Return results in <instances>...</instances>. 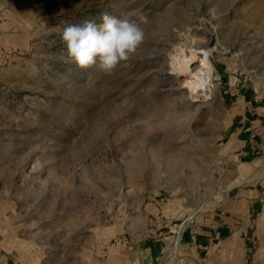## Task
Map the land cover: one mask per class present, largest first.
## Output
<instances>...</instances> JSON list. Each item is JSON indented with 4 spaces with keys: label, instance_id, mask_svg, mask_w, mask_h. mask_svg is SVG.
I'll use <instances>...</instances> for the list:
<instances>
[{
    "label": "rangeland",
    "instance_id": "1",
    "mask_svg": "<svg viewBox=\"0 0 264 264\" xmlns=\"http://www.w3.org/2000/svg\"><path fill=\"white\" fill-rule=\"evenodd\" d=\"M105 13L147 17L110 74L79 68L62 41ZM205 52L210 75L190 87ZM254 96L264 0H0V218L48 264L169 235L230 180Z\"/></svg>",
    "mask_w": 264,
    "mask_h": 264
},
{
    "label": "crops",
    "instance_id": "2",
    "mask_svg": "<svg viewBox=\"0 0 264 264\" xmlns=\"http://www.w3.org/2000/svg\"><path fill=\"white\" fill-rule=\"evenodd\" d=\"M244 99L250 118L237 119L232 129L235 168L220 190L179 230L124 240L103 255L87 251L75 264H264V101ZM0 264L48 262L0 218Z\"/></svg>",
    "mask_w": 264,
    "mask_h": 264
},
{
    "label": "clouds",
    "instance_id": "3",
    "mask_svg": "<svg viewBox=\"0 0 264 264\" xmlns=\"http://www.w3.org/2000/svg\"><path fill=\"white\" fill-rule=\"evenodd\" d=\"M102 23L86 20L82 25L64 28L62 41L67 54L79 68L93 65L111 73L117 66L127 61L144 42L145 32L141 26L147 17L132 19L128 14L121 16L102 15Z\"/></svg>",
    "mask_w": 264,
    "mask_h": 264
},
{
    "label": "bare ground",
    "instance_id": "4",
    "mask_svg": "<svg viewBox=\"0 0 264 264\" xmlns=\"http://www.w3.org/2000/svg\"><path fill=\"white\" fill-rule=\"evenodd\" d=\"M175 53V67L177 70H188L191 69V64L189 59L191 58L185 54L182 50L177 49ZM200 66L198 68L197 73H195L191 80L189 81L190 87H193L198 84H202L207 76L210 74V70L212 69L211 64L208 60L207 53L200 55V59L198 60Z\"/></svg>",
    "mask_w": 264,
    "mask_h": 264
}]
</instances>
